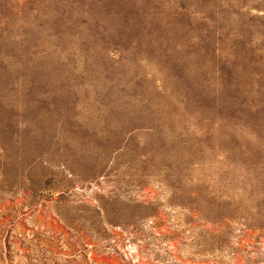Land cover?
I'll use <instances>...</instances> for the list:
<instances>
[{"label":"rangeland","instance_id":"obj_1","mask_svg":"<svg viewBox=\"0 0 264 264\" xmlns=\"http://www.w3.org/2000/svg\"><path fill=\"white\" fill-rule=\"evenodd\" d=\"M0 264H264V0H0Z\"/></svg>","mask_w":264,"mask_h":264}]
</instances>
